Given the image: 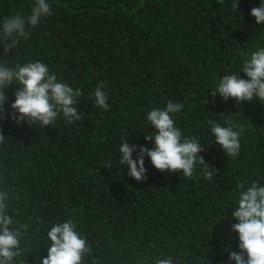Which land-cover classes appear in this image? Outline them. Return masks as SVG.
<instances>
[{
  "label": "trees",
  "instance_id": "16d2710c",
  "mask_svg": "<svg viewBox=\"0 0 264 264\" xmlns=\"http://www.w3.org/2000/svg\"><path fill=\"white\" fill-rule=\"evenodd\" d=\"M50 2L52 14L32 31L18 58L42 59L60 78L81 87L82 119L44 129L0 121V176L15 187L22 218H40L35 232L50 219L75 214L97 264H133L162 252L201 264L206 239L210 262L203 264H228L223 249L236 250L237 243L227 233L230 222L222 219L211 237L209 226L224 211L225 193L237 180L264 178V105L224 101L209 92L219 76L237 70L239 53L264 37L250 15L259 0H241L238 12L231 0ZM31 3L0 0V18L26 14ZM101 82L107 111L89 99ZM14 90H6L12 99ZM169 99L185 104L176 123L204 143L201 155L216 169L212 180L161 172L147 157L143 181L117 169L121 139L150 148L144 135L153 129H146L145 113ZM208 119L244 125L238 157L208 144ZM105 161L116 167H103Z\"/></svg>",
  "mask_w": 264,
  "mask_h": 264
},
{
  "label": "clouds",
  "instance_id": "9594fccd",
  "mask_svg": "<svg viewBox=\"0 0 264 264\" xmlns=\"http://www.w3.org/2000/svg\"><path fill=\"white\" fill-rule=\"evenodd\" d=\"M241 0H231V8L238 12ZM240 13V12H239ZM52 14L50 0H32L28 13L16 12L0 18V121L11 119L17 124L27 123L44 129L58 121L72 125L82 119L79 111L81 87L60 78L42 59L21 60L18 50L26 43L33 30ZM242 14V13H241ZM255 23L264 28V0L250 10ZM243 17V14H242ZM264 37L252 49L239 53L237 70L226 72L214 81L209 92L224 101L237 103L258 101L264 105ZM242 73V75H241ZM15 86L14 99L6 90ZM89 99L98 109H109L108 95L101 82L89 93ZM207 103V101H206ZM185 104L167 100L163 107H153L145 113V141L151 147L128 143L121 139L118 145V170L136 181L147 178V157L157 170L178 172L186 180H212L216 169L209 166L201 153L204 143L198 136L184 134L176 123V116ZM208 136L227 157L235 159L241 152L244 125L224 119L206 121ZM128 137V136H127ZM4 136L0 134V141ZM105 161L103 167H113ZM226 207L209 226V237L222 220H229L227 233L235 236L236 250L224 247L228 264H264V178L237 180L225 193ZM15 187L0 176V264H97L93 244L80 228L75 214L54 218L33 230L40 218L34 214L22 218ZM230 212V216H229ZM235 221V222H231ZM224 230L221 229V234ZM31 239V243H29ZM201 257V264L207 259ZM133 264H185L182 257L172 253L137 258Z\"/></svg>",
  "mask_w": 264,
  "mask_h": 264
}]
</instances>
